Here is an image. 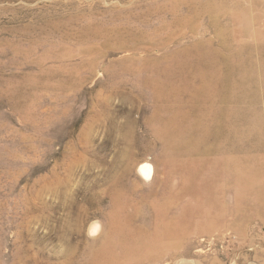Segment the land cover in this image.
<instances>
[{
	"label": "rangeland",
	"instance_id": "1",
	"mask_svg": "<svg viewBox=\"0 0 264 264\" xmlns=\"http://www.w3.org/2000/svg\"><path fill=\"white\" fill-rule=\"evenodd\" d=\"M182 258L264 264V0H0V264Z\"/></svg>",
	"mask_w": 264,
	"mask_h": 264
},
{
	"label": "clouds",
	"instance_id": "2",
	"mask_svg": "<svg viewBox=\"0 0 264 264\" xmlns=\"http://www.w3.org/2000/svg\"><path fill=\"white\" fill-rule=\"evenodd\" d=\"M116 104L129 107V98H116L114 100ZM115 140L120 141L122 144H127L128 140L126 134L121 131L117 130L115 132ZM126 150V149H125ZM136 173L140 176L145 182H148L152 179L154 174V165L151 163V158L146 157L142 162L138 163L136 166ZM58 191V190H57ZM76 231V227L73 226L70 229L65 230V236L70 239L71 234ZM103 231V222L99 219L92 221L88 228H87V235L89 238L95 239L99 235H101ZM179 264H195L194 261H187L183 258L179 261Z\"/></svg>",
	"mask_w": 264,
	"mask_h": 264
},
{
	"label": "bare ground",
	"instance_id": "3",
	"mask_svg": "<svg viewBox=\"0 0 264 264\" xmlns=\"http://www.w3.org/2000/svg\"><path fill=\"white\" fill-rule=\"evenodd\" d=\"M215 6L214 5H212V4H210V3H208L206 6H205V9L207 10V11H213V10H215Z\"/></svg>",
	"mask_w": 264,
	"mask_h": 264
}]
</instances>
